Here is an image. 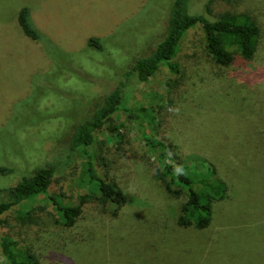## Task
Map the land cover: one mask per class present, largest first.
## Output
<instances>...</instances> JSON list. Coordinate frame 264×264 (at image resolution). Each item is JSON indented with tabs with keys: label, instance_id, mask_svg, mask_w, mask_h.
Listing matches in <instances>:
<instances>
[{
	"label": "rangeland",
	"instance_id": "1",
	"mask_svg": "<svg viewBox=\"0 0 264 264\" xmlns=\"http://www.w3.org/2000/svg\"><path fill=\"white\" fill-rule=\"evenodd\" d=\"M171 4L172 0H0V166L9 169L0 172V188L15 185L38 166L50 163L56 168L47 194L24 200L0 216V236L34 245L40 264H215L200 262L197 253L209 247L206 237L213 235L219 241L210 250L217 253L216 264H264V203L258 243L239 245L234 237V242L230 236L226 240L223 230L205 236L210 228L199 236L174 227L186 194L181 191L174 197L166 191L156 176L161 170L157 155L123 112L110 115L96 130L90 151L99 175L123 190L127 204L103 220H92L84 210L83 221L98 229L96 237L60 247V216L49 196L79 205L80 196L91 192L84 160L68 159L71 131L120 82L132 107L145 106L152 113L148 130L172 145L174 160L190 175L208 172L207 155L233 165L230 172L239 190L250 174L233 162L240 163L244 150L254 153L245 141L259 137L264 122L256 123L258 133L251 132L253 100L235 99L239 88L252 96L258 89H245L244 78L234 80L231 88L228 73L224 80L218 77L220 70L204 47L200 23L181 39L173 58L178 72L161 64L146 81L125 75L137 57L150 54L162 39ZM21 7L29 9L42 39H32L19 26ZM188 9L208 19L226 13L252 16L260 26L259 56L264 59V0H190ZM93 37L100 40L101 49L88 45ZM227 49L239 54L232 46ZM262 60L249 63L243 74L254 77L256 84L261 81L258 96L264 94ZM255 174L260 185L264 183V163ZM250 193L246 191V199ZM233 201L234 207H227L216 221L232 219L238 207L244 208L239 195ZM107 207L110 212L114 208ZM152 218L164 228L150 234L146 223ZM0 264H6L1 249Z\"/></svg>",
	"mask_w": 264,
	"mask_h": 264
},
{
	"label": "trees",
	"instance_id": "2",
	"mask_svg": "<svg viewBox=\"0 0 264 264\" xmlns=\"http://www.w3.org/2000/svg\"><path fill=\"white\" fill-rule=\"evenodd\" d=\"M189 3L190 0H172L167 12L166 29L162 39L150 54L137 57L125 75L127 78L134 75L138 81H146L161 64H164L171 72H178V65L173 61V58L181 39L196 23H200L204 47L211 56L213 65L217 70H220L218 77L224 80L228 75L231 88L236 86L234 80L244 78L248 82V85L244 86L245 89L252 93L258 89L257 93L252 96L239 88L235 99V101L240 102L243 96H251L253 103H251L250 113L254 115L249 119L251 123H254L251 132L258 133L257 122L259 120L264 122V94L261 93L258 96L261 81L256 84L254 77L248 78L243 74L249 63L262 60L259 56V52L262 50L259 46L260 26L252 16L244 12L226 13L215 19L192 14L188 9ZM17 21L27 36L37 40L43 38L40 31L33 25L27 7L19 9ZM88 45L101 49L98 38H90ZM228 46L237 49L239 54H233L227 49ZM261 66L264 70V59ZM226 73L228 74L226 75ZM259 76L256 75V77ZM260 78H264V74ZM124 86V82H120L102 96L100 101H96L91 113L76 124L71 131L67 144L68 159L75 156L84 160V174L91 192L80 196L79 205H68L58 201L53 196H49L60 216L57 231L60 247L81 245L96 237L98 229L93 224H86L89 220L83 221L82 213L84 210L90 214L92 220H103L108 214L113 217L116 216L127 204V197L123 190L99 175L94 165L93 154L90 151L96 130L110 115L118 112L126 114L138 136L157 155L161 163V170L160 172L158 170L156 176L163 181L166 191L174 197H179L181 191L186 194V200L181 203L174 219L175 222L172 223L174 227L196 231L200 236V233L203 235L210 228L214 230V225H216V230L210 229V232L205 236H211L213 232L218 233L223 230L226 234V240L230 236L231 240L234 242L235 238L239 245L247 241L258 243V236L261 232L257 224L261 226L262 222L259 213L261 201L264 203V183L262 182L260 185V178L255 173L258 172L261 163H264V129L259 131L260 139L255 136L256 138L245 141L248 148H253L254 153L244 150L240 163L238 161L233 162L234 166L241 165L246 172L251 170L248 172L250 174H247L245 184L241 183L244 185L240 190L239 186L237 187L235 184L236 178L230 172L233 165L219 163L216 158L209 155L206 156L209 166L208 172L190 175L174 160L172 145L148 130L146 122L147 120L153 121L152 113L145 106L132 107L129 104L130 95L126 94ZM237 87L239 86L237 85ZM231 95L226 98H230ZM253 108L255 112L252 110ZM192 120L190 117L188 118V121ZM244 149L246 148L244 147ZM0 172L7 173L9 169L0 166ZM55 172L56 168L53 164L38 166L15 185L0 188V216L8 213L24 200L32 199L39 194H47L48 186ZM173 185L180 188L174 189ZM237 185H239L238 181ZM247 190H251V193L246 199ZM237 195H239L244 208L238 207L236 215L231 217L232 219L216 221L225 214L227 207L230 205L234 207L233 200ZM107 205L114 206L111 212ZM110 215L109 220H112ZM146 224H148L146 229L150 234L164 228L154 218ZM140 225L142 224H139L138 227L142 228ZM206 238L211 242L209 247L197 249L198 260L207 263L215 262L216 264L218 262L217 253H211L210 250L214 244L219 243L218 237L213 235ZM228 244L230 245V243ZM0 249L6 264H40L37 248L27 242L9 236H0ZM218 253L221 254V258H226L225 253ZM200 258L203 259L200 260ZM235 259L237 260V256ZM238 263L243 264L240 261Z\"/></svg>",
	"mask_w": 264,
	"mask_h": 264
}]
</instances>
